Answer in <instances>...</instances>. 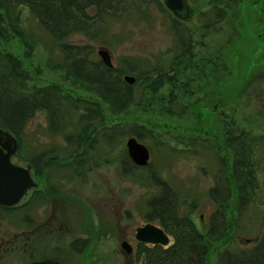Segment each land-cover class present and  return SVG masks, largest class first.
Masks as SVG:
<instances>
[{
	"label": "rangeland",
	"instance_id": "1",
	"mask_svg": "<svg viewBox=\"0 0 264 264\" xmlns=\"http://www.w3.org/2000/svg\"><path fill=\"white\" fill-rule=\"evenodd\" d=\"M187 2L191 13L186 20L149 3L139 11L131 8L107 18L102 39L88 41L82 34L69 38L72 43L92 44L95 53L108 50L114 66L132 61L137 71L157 67L174 76L156 91L149 89L150 77L133 83V104L115 115L94 94L64 81L62 72L47 66L49 55L58 59L49 35H42L43 42L30 58L22 55L19 39L0 43L1 49L22 59L32 85L55 83L73 96L96 101L105 113L106 125L121 123L124 128L123 134L107 144L100 137L103 127H95L92 148L85 149L86 142L76 147L81 163L73 161L75 156L61 158V163L70 164L57 169L59 175L53 174L52 167L35 175L31 166L37 185L15 205L21 208L0 209V264H30L48 258L60 264H136L134 253H126L120 244L127 240L136 248L135 229L149 221L145 217L147 200L159 193L157 183L161 181L172 187L184 210L189 211L192 203L193 220L204 231L214 209L208 190L215 183L225 184V172L229 175L231 153L223 147L225 132L246 131L258 138L259 186L253 201L236 217V189L227 175L231 183L229 227L221 240L207 241L208 264H215L217 251L225 245L248 247L256 241L264 228V0ZM217 7L225 10L218 22ZM172 18L185 22V30L193 32L190 59L181 64L173 61L181 50L171 28ZM208 23L212 27L207 28ZM211 92L212 102L203 100ZM134 122L145 126L140 137L129 129ZM48 123L46 113L37 112L17 152L24 155L28 148L41 152L67 146L68 153L72 144L61 132L49 133ZM72 130L67 128V132ZM109 133L111 141L113 133ZM132 136L148 149L145 166L136 165L127 154L126 141ZM15 157L11 156L12 163L28 165ZM222 164L225 169L221 166L218 171Z\"/></svg>",
	"mask_w": 264,
	"mask_h": 264
},
{
	"label": "trees",
	"instance_id": "2",
	"mask_svg": "<svg viewBox=\"0 0 264 264\" xmlns=\"http://www.w3.org/2000/svg\"><path fill=\"white\" fill-rule=\"evenodd\" d=\"M149 3L171 14L164 9L161 0H0V43L17 38L22 43V55L30 58L35 48L43 42L42 35H49L55 41L58 59L53 60L49 55L47 66L62 72L64 81L94 94L106 106L109 114H119L125 112L135 100L133 84H127L122 79L124 74H134L135 83L150 77L149 89L152 91L173 81L174 76L167 75L157 67L151 71H137L132 61H127L123 66L108 68L101 62L92 44L72 43L69 38L74 34H82L88 41L102 39L107 18L122 15L131 8L139 11L141 6H148ZM224 12L223 8H216V22L222 20ZM184 23L176 18L171 21V28L181 50L177 59L173 60L174 64L188 62L191 55L193 32L185 30ZM206 27H212L211 23ZM79 110L82 111L77 113ZM39 111L47 115L49 133L61 132L66 142L72 144V149L68 153L67 146L41 152L28 148L24 155L17 152L16 160L30 164L35 175H40L45 167H52L53 174L59 175L57 169L67 168L70 164L61 163V158H79L76 147L84 142L87 143L85 149L92 148V132H95L97 126L103 127L99 129L100 137L107 144L114 142L118 133L124 132L121 123L106 125L100 103L73 96L59 84L32 85L31 74L22 59L0 48V128L15 136L19 150L24 145L27 125ZM75 113L76 122H73L72 116ZM67 128L73 130L67 132ZM144 128V125L136 122L129 126L131 134L137 137H140ZM110 131L113 133L111 141L108 140ZM222 143L231 153L229 175L225 172V184L215 183L208 190L214 209L205 230L201 231L193 220L192 203L188 206L189 211L184 210L172 187L165 181H161V184L158 182L160 191L147 200L145 217L149 222L155 221L168 234L170 241L167 245L138 242L134 254L136 264H208L207 241L221 240L229 227L226 215L231 183L227 175L231 177L236 189V217L253 201L254 192L259 186L255 163L258 138L246 131L238 134L225 132ZM77 158H73V161L81 163L82 159ZM221 166L225 169L222 164L218 171ZM155 178L158 180L157 176ZM18 208L21 206L0 205V209L6 211ZM82 243L84 245L86 241ZM215 264H264V228L248 247H222L216 253Z\"/></svg>",
	"mask_w": 264,
	"mask_h": 264
},
{
	"label": "water",
	"instance_id": "3",
	"mask_svg": "<svg viewBox=\"0 0 264 264\" xmlns=\"http://www.w3.org/2000/svg\"><path fill=\"white\" fill-rule=\"evenodd\" d=\"M164 7L174 16L187 18L189 15V4L187 0H162ZM101 62L108 68L114 67L110 53L106 49L96 51ZM122 79L127 84L135 83V76L124 74ZM18 149V142L15 136L0 128V205L5 207L15 206L37 184L31 175V165L26 167L11 162V156L15 155ZM126 150L130 160L138 166H145L148 163L149 152L147 147L138 141L135 136L129 137L126 141ZM135 238L138 242L145 244L167 245L170 241L168 234L158 225L147 222L136 227ZM121 248L131 254L132 245L127 240L121 242ZM30 264H60L54 259L33 261Z\"/></svg>",
	"mask_w": 264,
	"mask_h": 264
},
{
	"label": "flooded vegetation",
	"instance_id": "4",
	"mask_svg": "<svg viewBox=\"0 0 264 264\" xmlns=\"http://www.w3.org/2000/svg\"><path fill=\"white\" fill-rule=\"evenodd\" d=\"M189 9H191L190 8V6H189ZM190 13H191V11L189 10V15H190ZM173 15V14H172ZM189 15L187 16V18L189 17ZM174 16V15H173ZM174 17H176V16H174ZM177 18H179V17H177ZM180 19H182V20H186V18H180ZM213 92H211V93H209L208 95H206V97L204 96V99L203 100H205V99H207V101L208 102H212V100H213ZM147 222H149V221H147ZM137 246V245H136ZM132 248H133V251H132V253H134L135 254V250H136V248L135 247H133L132 246ZM131 253V254H132Z\"/></svg>",
	"mask_w": 264,
	"mask_h": 264
}]
</instances>
